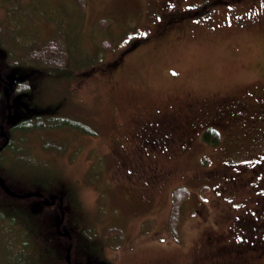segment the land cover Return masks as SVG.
<instances>
[{"label":"rangeland","instance_id":"374dc122","mask_svg":"<svg viewBox=\"0 0 264 264\" xmlns=\"http://www.w3.org/2000/svg\"><path fill=\"white\" fill-rule=\"evenodd\" d=\"M179 1L180 5L161 3L158 7L155 0H86L81 11L76 0H22L25 5L19 8L31 3L32 12L26 16L20 10V19L11 23L17 28L0 25L15 54L39 38L64 35L68 39L75 72L57 81L35 77L33 100L46 110L55 109L56 114L81 119L96 129L94 135L68 127L14 133L13 148L4 152L9 156L0 159L2 175L17 188H35L36 181L45 178L59 185L78 208L66 214L65 227L76 219L81 223L79 230L92 233L103 229L102 240L108 236L106 228L122 229L124 240L113 242L116 252L108 264H217L227 257L206 251L215 242L206 246L205 238L214 236L220 243H234L240 233L256 227L244 219L247 211L255 218H264L259 208L264 197L259 201L254 197L263 195L261 190L226 186L219 191L205 179L208 168L235 169L234 163L238 167L253 157H241L245 152L241 135L233 132L236 143L224 128L220 144L209 150V144L202 137L199 143L197 137L203 125L195 124L191 143L185 146L159 153L140 149L136 129L142 125L138 119L145 115H160L163 119H153L165 123L164 113L177 106L192 103L213 111L219 99L226 107L239 96H249V90L264 93V12L250 11V6L247 11L248 4L243 1L232 18L223 3L211 2L197 5L163 34L154 35L165 11L194 6V0ZM6 4L0 0L1 24ZM134 39L140 42L133 45ZM103 41L107 48L101 46ZM123 51L126 54L119 56ZM47 139L63 148H44ZM116 148L129 158L118 154ZM129 159L148 161L159 169L149 206H136L132 211L126 210L121 197H141L140 187H131L133 180L120 173V179L113 181V170H124L123 161ZM203 182L212 189L203 190ZM178 185L188 186L189 196L180 206L173 234L168 221L171 193ZM21 205L23 211L30 207L26 200L0 195V264H39V255L46 251L41 247L46 246L45 236L52 232L50 212L40 214L45 221L32 218L35 236L21 225L24 220L16 208ZM256 210L262 212L260 216ZM56 244L64 245L65 241L60 239ZM257 249L249 248L251 252Z\"/></svg>","mask_w":264,"mask_h":264},{"label":"trees","instance_id":"16d2710c","mask_svg":"<svg viewBox=\"0 0 264 264\" xmlns=\"http://www.w3.org/2000/svg\"><path fill=\"white\" fill-rule=\"evenodd\" d=\"M7 4L6 11L4 12V15H2L4 18L2 20V24L0 22V25H3L6 29H9V26L11 28H17V26H13L12 24H15L18 19H20V10L24 13H26L28 16L29 13L32 12V8L29 9V7H33L31 3L26 8L20 9V6L25 5L22 0H4ZM167 1V4H169L168 0H155L156 4L159 6V4H165ZM77 7L83 11L85 7L86 0H76ZM218 2V1H217ZM211 3V2H209ZM208 3V4H209ZM212 3H216L215 1H212ZM220 3V2H218ZM222 4V2L220 3ZM27 5V4H26ZM205 5H207L205 3ZM161 8V7H160ZM40 13H42L41 7L38 9ZM180 21L179 18H175L174 16H171L170 14L167 15V17L163 18V22L169 23L168 25H171L173 22ZM101 23V21L99 20ZM106 23V22H104ZM37 39L33 43L30 44V46L27 48L22 44V47L24 48L19 54H15L9 47V44H7L10 39L9 36H6L3 31L0 29V60H1V77L3 75V72H9L10 75H12L16 82L12 85V93L9 94V102L11 100H14V104L10 107V113L12 114V121L10 122V125H7L5 127L6 132V138L9 137L11 144H6L5 142V148L0 147V159L2 157L7 158L9 155H5L6 150L12 149V142L14 140V137L12 134L18 133V132H26V131H33V130H39V129H50V128H63L68 127L71 129H78L81 130V132L85 134H96V129L86 123L85 121L67 116L64 114H56L55 109L52 110H46L42 107H40L34 100V96H36L35 93V85H33V79L37 77L38 79H48L50 81H57L62 79L69 78L73 72H75L72 62L74 61V58L72 53L73 50L69 44V42L65 39L64 35H57L50 39L42 38ZM20 41H18L17 44H19ZM140 42L139 39H134V43ZM13 43H16L14 40ZM21 43V42H20ZM106 45V46H105ZM101 46H105L104 48H107V42L103 41L101 42ZM75 48V47H74ZM18 55L19 57L10 59L9 56ZM4 59V60H3ZM35 67V68H30ZM25 68H30L26 70ZM81 69V68H80ZM0 123H4L7 114H8V108H7V98L5 97V93H3V87L2 83L0 81ZM12 98V99H11ZM6 102V104H5ZM1 125V124H0ZM242 125V126H241ZM218 127V128H217ZM233 127H236L239 129V131H234ZM219 129L221 132L223 131L222 125H216V128H206L203 131L202 138L205 142L209 144V146L212 148L214 146L215 148L220 144V136L222 134L219 133ZM7 130L11 133L8 135ZM77 130V131H78ZM226 133L229 134V136L234 137L235 141L237 143L238 138L235 136L236 134L238 137L241 135L244 140V146L242 149H244V154L241 157H248V156H254L258 151L260 152L264 148V142H259V138L256 135L257 133V127L256 126H245L244 124H238V125H231L228 129H226ZM232 132H230V131ZM79 132V131H78ZM234 132V134H233ZM222 138V137H221ZM237 138V139H236ZM43 147L48 149H55L57 151H60L63 146L56 143L53 140H45L43 143ZM5 155V156H4ZM232 166L235 167L231 169L226 168H208L204 171L205 179L213 183V188L215 190H223L224 187L228 186L227 189H244L247 191L250 187H253L251 184H249V179L251 180L253 171H241L240 170V164L238 167H236V164L234 163ZM4 167V166H3ZM3 168H0V174L2 175ZM7 180V179H6ZM36 181V180H35ZM37 187L28 189V188H17L13 184L8 183V185L14 189V191L18 193H26L28 191H41L45 194L48 193H57L62 196L63 198V205L67 206V209L65 211L64 220L63 223L66 220V214L69 216L71 212L77 210V205L75 202L72 201V197H68V194L65 193L62 188L57 185L52 180L45 178L44 180L36 181ZM246 183V184H245ZM204 185V186H203ZM211 187L210 184H204L202 183L201 188L204 190L205 188ZM212 189V187H211ZM258 189V188H256ZM254 189V190H256ZM259 190V189H258ZM264 196V191L261 189ZM229 192V191H226ZM4 194L5 196H11L15 197L7 192L0 191V195ZM172 196V204H171V211L168 221L169 231L173 234H176V225L178 223L179 219V213H180V206L183 203L185 199L189 196V187L186 185H178L174 187L171 193ZM15 199L20 200H26L28 206V209L24 210V207L17 206V209H20V213L22 214V220L24 222H21L22 226L25 229H29V231H32L35 236H38L35 229V225L33 224V220L41 219V221H45L43 217L40 216L42 214V211L49 210V215L51 218L53 217L54 213L58 212V209H54V206L52 205H46L42 202V199L39 196L31 195L27 197H15ZM32 200H38V203L30 202ZM57 203V202H56ZM34 205V206H33ZM42 207L41 209H39ZM23 208V210L21 209ZM44 214V213H43ZM48 218V217H47ZM13 219V218H12ZM11 219V220H12ZM44 223V226L46 222ZM81 223L78 220H74V223L68 228L70 233L72 234L73 243L71 246V253L72 256H76L78 260H81L83 257L82 254L84 251L82 249L87 248V244L91 239L88 240V236H86L85 231L82 230L84 233H82L79 228ZM64 226V225H63ZM42 229L41 227H39ZM105 233L108 234L106 237V241H116L120 243L123 240L124 232L122 229H120L117 226H110L105 229ZM51 231V230H50ZM62 239L65 241L64 245H57L56 241ZM45 247H41L43 249H46V251L43 254H40L38 257V263L39 264H67L65 261V251L67 246V238L65 236H59L56 231L54 224L52 223V232H50V235L48 234L45 236ZM60 247V248H59ZM42 249V250H43Z\"/></svg>","mask_w":264,"mask_h":264},{"label":"flooded vegetation","instance_id":"af4514ba","mask_svg":"<svg viewBox=\"0 0 264 264\" xmlns=\"http://www.w3.org/2000/svg\"><path fill=\"white\" fill-rule=\"evenodd\" d=\"M165 1V0H164ZM215 1L216 3L222 2L226 11L233 16L237 13L236 10L240 9L237 8L238 5L243 3H247V11H254L256 9H260L264 12V0H194L193 1V8L190 9H181L177 10L174 9L172 11L167 10L163 13V18L167 17V15L174 16L175 18H179L180 21L187 17L190 14V11L196 8L197 5L203 6L208 4L209 2ZM218 1V2H217ZM169 5H173L174 3H179V0H168ZM167 3V1H166ZM169 7V6H168ZM172 6H170L171 8ZM4 12L7 9V6H3ZM228 13V12H227ZM243 14H247L246 12ZM235 19L237 17L235 16ZM262 20V19H261ZM260 20V21H261ZM169 23L161 21L159 24L156 25L154 30V35H161L166 30ZM123 55L119 56H124ZM1 59V58H0ZM4 60V59H3ZM9 74V72H3L1 77L2 87L5 83V77ZM0 76H1V60H0ZM12 88V87H11ZM10 88V89H11ZM12 90V89H11ZM12 93V91H10ZM246 95L239 96L235 100L226 104L222 102V99H219L218 107L212 111L209 106L201 107H194L192 103H187L185 106H177L173 108L172 111H168L164 113L165 123H161L159 120L155 119L162 118L160 115H154L151 117H146V115L142 118L145 119H138L139 123L142 124L138 126L136 129V133L140 136L138 137L141 140L140 149L142 152H164V151H172L176 145L185 146L186 144L191 143V137L194 135L195 124L203 125L202 131L198 134V138H200L203 134V131L206 128L212 127L216 128V125H222L223 128L228 129L231 125H238L244 124L245 126H256L257 133L256 135L259 138V142H264V93L255 92L252 90L247 91ZM12 99V98H11ZM13 100V99H12ZM11 100V101H12ZM6 104V102H5ZM163 119V118H162ZM2 124V123H0ZM10 125V124H8ZM242 126V125H241ZM218 128V127H217ZM8 135L11 133L7 130ZM219 133L222 134L221 130L219 129ZM121 134V133H120ZM122 135V134H121ZM124 136V135H122ZM221 137V136H220ZM5 137L0 135V146L4 147L3 145L5 141ZM115 142V140H114ZM201 139L199 140V143ZM11 144L9 137L7 138V143ZM5 148V147H4ZM209 150L212 148L209 146ZM116 152L118 154H124L127 158L129 156L126 152H121L119 148H116ZM138 159L141 161L142 156H139ZM124 162H128L124 164ZM124 170H117L114 169V180L117 182L120 179V173L122 177L128 178L133 180L131 183V187H140L141 189V197L138 198H130V197H121L122 200L125 202V208L128 211H132L136 208V206L140 207H147L149 206L148 197L152 194L156 188V179L158 177L159 169L156 166H153L150 162L139 163L134 162L133 160H124L123 167ZM241 171H253L251 175V180L249 179V184L253 187L252 189L258 188L259 190L264 191V148L260 151V153H256L250 159H244L240 164ZM246 184V183H245ZM237 190L239 188H236ZM256 189V190H258ZM2 191V189H0ZM42 195L39 196L42 201L44 197H50L51 195L55 194L53 192L45 194L39 191ZM257 201L262 199L263 195H254ZM55 200L53 204H48L54 206V209H58V202ZM260 210L264 213V203L259 206ZM49 212V210H46ZM250 210L247 211V214L244 215V219L246 218V222H254L256 227H251L248 233L242 232L238 235L239 239L235 240L234 243L225 244L220 243L218 238L214 239V236H208L204 239V243L206 246L213 245V241L215 242L214 247L211 249H205L208 252H212L214 254L211 255H226L227 259L221 258L217 264H264V261H261V257H264V218L261 217H254L252 214H249ZM261 211L256 210V214L258 216L261 215ZM55 215V214H54ZM82 231V229H81ZM82 233H84L82 231ZM104 230L102 231H93L87 232L85 231L84 234L88 236L89 240L86 249H82L84 254L81 260H78L77 257L72 256L70 251V263L67 264H85L87 262L91 264H108L107 261L112 260V254L116 252V249L112 247L113 242L116 241H106V237L102 240ZM92 234V235H91ZM124 234V233H123ZM67 238V244L69 243V239ZM214 239V240H213ZM124 240V237H123ZM122 240V242H123ZM71 242H73L72 234H71ZM121 242V243H122ZM255 247L258 248L255 252H251L249 248ZM249 254H253L251 258ZM112 257V259L110 258ZM109 259V260H108ZM105 261V262H104ZM110 264V263H109Z\"/></svg>","mask_w":264,"mask_h":264},{"label":"water","instance_id":"95a60500","mask_svg":"<svg viewBox=\"0 0 264 264\" xmlns=\"http://www.w3.org/2000/svg\"><path fill=\"white\" fill-rule=\"evenodd\" d=\"M6 81H7V83L4 86V92H5V95H6L7 99H8V97H9L8 85H12L16 81V79L13 76L7 75L6 76ZM10 107H11V105L8 102L7 103L8 114H7L6 122H5L4 125H1L0 126V131H1L0 134L1 135H5L4 132H3V128H4L5 125H7L11 121L12 115L10 113ZM0 187L3 188L7 193H9V194H11L13 196H16V197H26V196H30L32 194H36V195H39V196L42 195L39 192H27V193H18V192H15V191L11 190L5 184L4 179L1 176H0ZM56 198L59 199V204L61 206L62 205V198L60 196H58V195H51L50 197H45L43 199V202L45 204H53L55 202V199ZM63 213H64L63 212V209H61L60 213L55 216V227H56V231H57V233L59 235H66L71 240V236H70L69 231L67 229H65V228H62V229L60 228L61 222L63 220ZM70 247H71V243L69 242V245H68L67 250H66V256H65L66 257V261L68 263L71 262V260H70V253H69L70 252ZM85 264H91V263L87 262Z\"/></svg>","mask_w":264,"mask_h":264}]
</instances>
